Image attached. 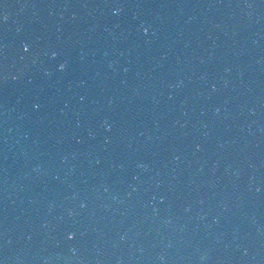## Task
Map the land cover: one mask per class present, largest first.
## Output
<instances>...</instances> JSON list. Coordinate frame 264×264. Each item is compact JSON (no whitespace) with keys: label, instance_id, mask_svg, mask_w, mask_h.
Returning a JSON list of instances; mask_svg holds the SVG:
<instances>
[{"label":"water","instance_id":"1","mask_svg":"<svg viewBox=\"0 0 264 264\" xmlns=\"http://www.w3.org/2000/svg\"><path fill=\"white\" fill-rule=\"evenodd\" d=\"M0 264H264V0H0Z\"/></svg>","mask_w":264,"mask_h":264}]
</instances>
